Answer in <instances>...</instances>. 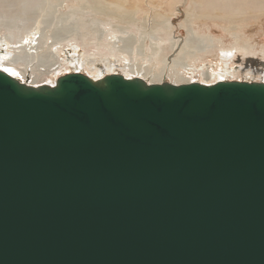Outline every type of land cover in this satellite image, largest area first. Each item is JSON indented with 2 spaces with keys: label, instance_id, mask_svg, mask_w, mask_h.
Instances as JSON below:
<instances>
[{
  "label": "water",
  "instance_id": "obj_1",
  "mask_svg": "<svg viewBox=\"0 0 264 264\" xmlns=\"http://www.w3.org/2000/svg\"><path fill=\"white\" fill-rule=\"evenodd\" d=\"M0 264H264V84L0 71Z\"/></svg>",
  "mask_w": 264,
  "mask_h": 264
},
{
  "label": "bare ground",
  "instance_id": "obj_2",
  "mask_svg": "<svg viewBox=\"0 0 264 264\" xmlns=\"http://www.w3.org/2000/svg\"><path fill=\"white\" fill-rule=\"evenodd\" d=\"M68 3L69 12L62 13ZM180 4L187 3L183 0ZM178 11L153 12L154 21L147 30L144 25L148 23L149 10L143 8L140 0H0V30L5 31V44L13 41L12 30L25 35L21 41L17 39L25 47L15 45L22 51L14 57L0 51V71L30 87H53L57 81L49 82L48 78L56 77L65 68L76 72L84 69L93 80L118 75L116 70L125 79L138 78L155 85L167 82L212 86L240 78L264 84V61L255 59L260 56L264 60V45L239 34V27L245 28L249 21L263 25L264 0H191L185 8V18L178 24L186 32L184 40L173 36L172 20ZM87 12L94 15L93 20H85ZM52 15L53 22L49 20ZM32 22L37 29H29ZM199 22L202 23L197 25ZM50 25L55 31L47 36ZM102 26L112 29L103 30ZM135 27L137 35L128 32ZM212 28L221 30L220 37L212 34ZM35 29L39 34L33 40ZM132 52L136 54L135 64L126 61L132 60ZM237 54L252 62L250 69L242 72L240 67H231ZM209 56L214 57L213 61L206 60ZM97 57L103 63L99 70ZM143 62H147V67ZM206 66L210 69L204 71Z\"/></svg>",
  "mask_w": 264,
  "mask_h": 264
},
{
  "label": "rangeland",
  "instance_id": "obj_3",
  "mask_svg": "<svg viewBox=\"0 0 264 264\" xmlns=\"http://www.w3.org/2000/svg\"><path fill=\"white\" fill-rule=\"evenodd\" d=\"M130 1L131 2H134V0H130ZM140 1L143 3V8L146 9V10H149V13H150V14L148 13V16H149L148 23L144 25V28L146 27L145 29L149 30V28L152 26V22L154 21L153 12L157 11V12H160L161 13V11H162L164 13L165 12L166 13L167 12L170 13L172 10L174 11L175 9L178 8V10H179L178 13L179 14L174 17L175 19L172 20L173 21V24L175 26V29L173 30V36L175 38H177L178 40H181V39L184 40L186 38V32H185V30L182 29V28H180V27L178 28V24L185 18L184 11H185V8L187 7V5L190 4V1L191 0H184V2L187 3L186 5L180 4V2L183 1V0H140ZM70 4H72V3L70 2ZM68 6H69V3L68 4H65V6L62 8L61 12L62 13H68L69 12ZM49 13L50 14H53L52 10H50ZM84 13H86V12H84ZM42 14L46 15L47 12H44ZM87 15L88 16L85 17L86 18L85 20H88V21H91V19L93 20V16L94 15H89V13ZM49 20L53 22V15L49 17ZM140 20H141V21H139L140 27H142L141 25H143V24H141V23H143V21H142V19H140ZM74 22L70 21V23H74ZM70 23H68V24H70ZM111 23L113 24V22H111ZM201 23L202 22H199V23H197V25L198 24H201ZM257 24H258L257 21H254V20H253V22L252 21H249L248 24L247 23L244 24L245 28H242V26L239 27V31H240L239 34L240 35L245 34V37L246 38H248V37L250 38V36H251V41H255L254 42L255 44L264 45V44H261L262 41H264V22H263V25L260 24L258 26ZM249 25H252V26H249ZM32 28H36L34 22H32V23L29 24V29H32ZM136 28L137 27L132 28V29L130 28L131 30L129 29L128 32L129 33H133L134 35H137L138 34V31H137ZM36 29L33 32V40H35V37L37 38L38 37V34H39L38 32H36ZM102 29L103 30H111L112 28L109 27V26H102ZM212 30H214L212 32V34L215 37H220V35L222 33L221 30H219V29L217 30L215 28H212ZM54 31H55L54 26L53 25H50L49 26V30H47V33H48L47 36H50V34H52ZM56 31H58V30L56 29ZM4 33H5L4 30H0V42L4 40V36H3ZM261 33H263V35ZM45 34H46V32H45ZM10 37H12V40L13 41L10 42V44H8V45H6L4 41L1 42L0 43V45H1L0 46V51L3 52L2 54H4L5 52H7L9 54L11 53L10 56L11 57L12 56L14 57L15 55H17L18 53H20L22 51V50H19V49H21L22 47L23 48L25 47V43H23V44L21 42L18 43V41H17V39L20 40V41L22 39H24L25 35L22 36V34L20 32L12 30L11 33H10ZM48 40L51 41V37H48ZM228 41H229V39H227V41L225 40L224 41L225 43H223V44L226 45ZM146 44L148 45V42ZM15 45H19V46H21V48L17 49V47H15ZM135 55L136 54L132 52L131 55H130L132 60L126 59L127 63H130L132 61L135 64L136 63V57H135ZM170 56H171V54H170ZM97 58H98V60L95 61V63H96V68L99 70L98 66H103V63H102V60H101L100 57H97ZM213 58L214 57L209 56L206 60L208 61L209 59H211L209 61H213ZM255 59H257V60H259L261 62L264 61V60H260L261 59L260 56H257ZM233 61H234L233 63H230L231 67H236V66L237 67H240L239 69L242 72L247 71L248 69H250V65H252V62H248L246 60L244 61L242 59V56L240 54H237V56L234 57ZM115 63H117V62H115ZM143 63L144 64H142V65L143 66L145 65L147 67V65H146L147 62H143ZM262 66L264 67V64ZM21 67H22V65H21ZM252 68H257V67L253 65ZM208 69H210V67L209 66H206V67H204L203 70L206 71ZM257 69H259V68H257ZM63 71H65V73ZM63 71L59 72L56 75V77L54 76V78L53 77L52 78H48L49 79V82H51V80H54V82H55V81L58 80V78H60L61 76L67 75V74H83V75L86 76V71L84 69L82 71L76 72L73 69H70V68H67L66 69L65 68ZM114 72L117 73L118 75H122L119 71H116L115 70ZM28 74H30V71L28 72ZM148 79H150V78H148ZM229 82H247V83H251V81L249 79H245V78H240L239 80L232 79Z\"/></svg>",
  "mask_w": 264,
  "mask_h": 264
}]
</instances>
